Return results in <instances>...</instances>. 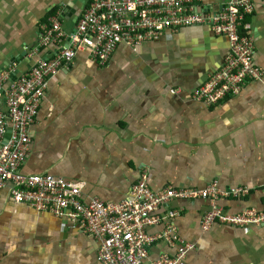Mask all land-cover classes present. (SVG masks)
I'll list each match as a JSON object with an SVG mask.
<instances>
[{"label": "crops", "instance_id": "1", "mask_svg": "<svg viewBox=\"0 0 264 264\" xmlns=\"http://www.w3.org/2000/svg\"><path fill=\"white\" fill-rule=\"evenodd\" d=\"M227 0H205L218 9ZM72 3L71 9L65 6ZM88 0H0V72L25 71L66 37L37 46L44 24L58 18L75 29ZM65 10V11H64ZM255 35V64L264 71V0L248 16ZM229 42L192 26L143 42L120 44L106 64L79 51L48 80L34 122L23 174H51L84 184L83 196L120 202L144 169L158 192L205 188L217 181L246 197H221L229 212L264 210V77L217 105L193 101L196 86L217 72ZM171 89H179L172 94ZM179 235L194 244L184 264H264V224L248 228L214 223L204 231L208 200H173ZM168 209L162 210L166 213ZM14 203L0 190V264H99L96 244L71 225ZM163 225L148 229L156 234ZM158 242L151 259L175 252Z\"/></svg>", "mask_w": 264, "mask_h": 264}, {"label": "built area", "instance_id": "2", "mask_svg": "<svg viewBox=\"0 0 264 264\" xmlns=\"http://www.w3.org/2000/svg\"><path fill=\"white\" fill-rule=\"evenodd\" d=\"M254 10L255 0H227L216 10L205 0H88L75 29L67 34L59 19L53 17L44 24L32 53L61 42L63 36L66 44L56 47L49 56L37 58L13 78V68L0 72V190L7 187L9 197L18 205L72 224L94 241L99 264H184L195 246L178 233L173 222L178 216L171 207L173 200H208L210 208L202 219L204 231L215 222L242 228L264 224V210L229 212L221 207V197L239 199L250 191L242 187L225 191L217 181L205 188L169 187L155 192L144 169L128 197L105 202L83 196V183L51 174L21 172L29 150V128L48 80L76 53L86 49L106 64L120 44L136 47L186 27H207L228 39L229 52L221 68L199 83L189 97L217 105L240 94L248 83L263 80L264 71L255 64L253 25L247 18ZM178 90L171 89V93ZM164 209L168 210L163 214ZM159 225L164 226L162 231L148 232ZM158 242L175 247V252L151 259V250Z\"/></svg>", "mask_w": 264, "mask_h": 264}, {"label": "water", "instance_id": "3", "mask_svg": "<svg viewBox=\"0 0 264 264\" xmlns=\"http://www.w3.org/2000/svg\"><path fill=\"white\" fill-rule=\"evenodd\" d=\"M71 6H73L72 3H69L68 5H66V6H65L66 11H67V10H69V11H70V10H73V9H71ZM64 11H65V10H64ZM35 56H36V55H35ZM35 59H37V57H36ZM17 73H18V70H14V71H12L11 74H10V77L13 78ZM9 82H10V80L7 81V83H9ZM8 136H9V132L6 133L5 137L7 138Z\"/></svg>", "mask_w": 264, "mask_h": 264}, {"label": "clouds", "instance_id": "4", "mask_svg": "<svg viewBox=\"0 0 264 264\" xmlns=\"http://www.w3.org/2000/svg\"><path fill=\"white\" fill-rule=\"evenodd\" d=\"M221 68V67H220ZM53 217V216H52ZM56 219V218H55ZM58 222H62L61 223V225L62 226H64V223L66 222L67 223V225H71V227H73L72 226V224H70L69 222H67V221H63V220H60V219H56ZM74 229H77L76 227H74ZM78 230V229H77ZM79 231V230H78ZM80 232V231H79ZM83 235V234H82ZM83 236H85V235H83ZM85 237H87V236H85Z\"/></svg>", "mask_w": 264, "mask_h": 264}, {"label": "trees", "instance_id": "5", "mask_svg": "<svg viewBox=\"0 0 264 264\" xmlns=\"http://www.w3.org/2000/svg\"><path fill=\"white\" fill-rule=\"evenodd\" d=\"M248 18V17H247Z\"/></svg>", "mask_w": 264, "mask_h": 264}]
</instances>
